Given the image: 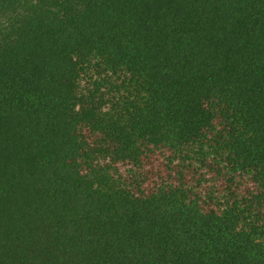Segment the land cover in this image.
I'll return each mask as SVG.
<instances>
[{
	"label": "trees",
	"instance_id": "trees-1",
	"mask_svg": "<svg viewBox=\"0 0 264 264\" xmlns=\"http://www.w3.org/2000/svg\"><path fill=\"white\" fill-rule=\"evenodd\" d=\"M0 264H264V0H0Z\"/></svg>",
	"mask_w": 264,
	"mask_h": 264
}]
</instances>
